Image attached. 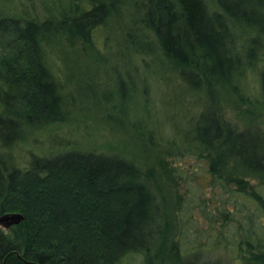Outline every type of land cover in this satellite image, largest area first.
Segmentation results:
<instances>
[{"label": "trees", "instance_id": "1", "mask_svg": "<svg viewBox=\"0 0 264 264\" xmlns=\"http://www.w3.org/2000/svg\"><path fill=\"white\" fill-rule=\"evenodd\" d=\"M127 1L129 29L121 13ZM45 13L42 20L0 16L2 148L69 115L63 84L46 64L47 48L77 40L92 48L93 37L108 27L122 60L120 68L108 65L117 99L114 90L102 95L108 99L102 109L120 118L114 125L145 111L130 99L140 83L131 56L148 59L155 73L172 74L199 97L217 93L236 107L264 109V0H71ZM251 74L258 76L260 99H245L244 79ZM249 108L244 116H252ZM212 110L190 119L181 143L165 150L175 163L184 157L207 163L217 203L207 209L196 195V209L215 226L214 241L186 232L177 214L182 200L166 190L186 181L187 172L176 165L161 162L157 171L121 155L65 151L30 155L17 167L0 156V216L24 218L0 229V264H220L202 256L221 243L232 256L229 264H264V133L239 130ZM255 176L258 184L246 180Z\"/></svg>", "mask_w": 264, "mask_h": 264}, {"label": "rangeland", "instance_id": "2", "mask_svg": "<svg viewBox=\"0 0 264 264\" xmlns=\"http://www.w3.org/2000/svg\"><path fill=\"white\" fill-rule=\"evenodd\" d=\"M70 1L0 0V16H29L28 18L38 17L42 20L47 16L46 7H58ZM80 6L83 7V4ZM88 8L89 6L85 7ZM132 8L129 1L121 6L122 19L127 27L130 25L129 20L132 21L133 18ZM114 31L111 27L101 30L93 37L95 45L92 48H86L81 40L74 41L72 46L56 41L47 48L46 64L59 83L63 84V94L70 102L69 115L62 123L27 132L12 148H2L0 145V156L17 167H24L30 155L46 157L65 151L121 155L133 159L144 168L151 166L157 171L161 162L166 167L176 165L187 172L186 181L168 185L166 190L172 188L170 195L178 193L182 200L183 210L181 214H177L184 220L186 232L188 230L193 235L198 231L203 243H211L215 239V226L207 222V217L201 218L196 209L199 203L196 195L204 199L207 209L209 205L217 203V197L209 189L211 176L206 172L207 163L188 157L175 163L174 155L168 158L165 148L181 143L189 120L207 108L217 111L239 130L253 129L264 133V109L249 108L245 103L243 107H236L231 100L217 93L206 97V93L202 92L199 97L200 95L186 90L172 74L170 76L161 71L155 73V69L148 65V59L142 61L131 56L129 65L131 69H135L132 70V75L140 83L136 95L130 99L133 103L144 105L145 111L135 115L129 113V119L122 126L114 125V120L118 121L120 118L111 111L102 109V103L108 101L106 97H102L104 92L114 90L111 98L114 101L117 99V82L111 77L114 70H110L108 65L116 62L119 68L122 67V60L118 59L119 49L116 48L118 40L112 36ZM108 35L109 41L106 38ZM1 52L5 51L0 46ZM257 78V75L251 74L244 79L246 100L260 99ZM143 89L145 91L142 93ZM108 97L110 102V95ZM248 108L253 113L249 117L243 113ZM246 180L253 185L260 182L256 176ZM205 211L207 210L204 209ZM214 214L211 211V216ZM209 220L213 222L211 217ZM0 229L6 231L3 226ZM229 252L221 243L217 248L207 247L202 257L217 260L220 264H229L232 259Z\"/></svg>", "mask_w": 264, "mask_h": 264}, {"label": "water", "instance_id": "3", "mask_svg": "<svg viewBox=\"0 0 264 264\" xmlns=\"http://www.w3.org/2000/svg\"><path fill=\"white\" fill-rule=\"evenodd\" d=\"M24 220L23 216L19 213H10L0 216V227L9 228L18 225Z\"/></svg>", "mask_w": 264, "mask_h": 264}]
</instances>
